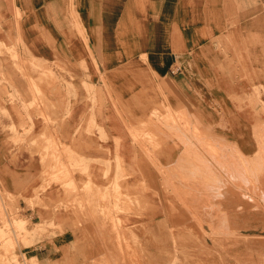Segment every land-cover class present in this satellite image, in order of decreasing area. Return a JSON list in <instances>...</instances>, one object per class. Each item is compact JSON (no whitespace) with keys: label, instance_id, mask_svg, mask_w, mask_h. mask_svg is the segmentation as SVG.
Wrapping results in <instances>:
<instances>
[{"label":"crops","instance_id":"0c3cea01","mask_svg":"<svg viewBox=\"0 0 264 264\" xmlns=\"http://www.w3.org/2000/svg\"><path fill=\"white\" fill-rule=\"evenodd\" d=\"M0 45L17 57L0 51V188L21 208L42 167L32 143L50 138L87 165L72 179L142 203L115 218L222 236L206 244L223 264H263L264 177L249 194L246 170L248 157L264 162V0H0ZM23 58L62 65L45 104ZM65 223L25 249L51 257L82 233Z\"/></svg>","mask_w":264,"mask_h":264},{"label":"rangeland","instance_id":"374dc122","mask_svg":"<svg viewBox=\"0 0 264 264\" xmlns=\"http://www.w3.org/2000/svg\"><path fill=\"white\" fill-rule=\"evenodd\" d=\"M0 51L7 52L16 61L13 49L0 45ZM22 62L23 65L39 69L38 82L31 80V92L39 103L45 104V94L40 88L42 85L50 86L54 81L63 82L62 76L53 75L50 71L51 66L62 71V65L27 61L25 58ZM47 108L44 106L46 111L50 110ZM43 118L48 120L47 115ZM139 135L144 136L143 133ZM150 141L154 140L151 138ZM261 141L264 146V139ZM14 142L19 140L15 139ZM32 144L38 150L42 167L38 186L33 192L28 191L24 201L26 207L38 209V216H26V207L21 208L18 203L19 195L0 188V264H223V250H209L206 244L207 240L217 243L222 236L149 234L142 221L117 219L116 213L134 211L136 214L142 211V203L130 201L116 185L100 187L89 179H72L71 172L75 170L88 176L87 165L72 151L58 146L50 138H39ZM262 161L261 157L260 160L248 157L246 175L249 194L259 193L255 186L257 175L264 177ZM52 182L59 187L57 194L50 193ZM64 213H70L74 218L65 220ZM65 221L82 233L68 236L65 245L61 244V248L53 251L51 257L42 260L32 257L31 251L25 247L34 245L42 238L53 237L54 230L61 232ZM149 244L160 246V249L144 250L145 245ZM257 249L264 264V250L260 247Z\"/></svg>","mask_w":264,"mask_h":264}]
</instances>
